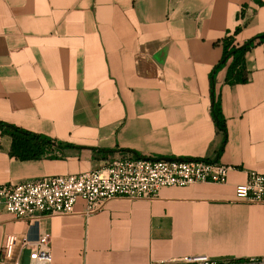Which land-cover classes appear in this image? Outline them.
<instances>
[{"label":"crops","instance_id":"crops-1","mask_svg":"<svg viewBox=\"0 0 264 264\" xmlns=\"http://www.w3.org/2000/svg\"><path fill=\"white\" fill-rule=\"evenodd\" d=\"M238 27V44L264 33V0H0V121L73 146L22 161L0 131V186L118 155L233 166L226 184L164 187L93 214L79 200L33 224L0 204L3 264L29 262L23 242L43 234L52 264L264 257V204L236 195L249 171L264 174V43L246 55L247 83L216 74L226 132L212 113L213 71Z\"/></svg>","mask_w":264,"mask_h":264},{"label":"built area","instance_id":"built-area-1","mask_svg":"<svg viewBox=\"0 0 264 264\" xmlns=\"http://www.w3.org/2000/svg\"><path fill=\"white\" fill-rule=\"evenodd\" d=\"M233 166L208 159H159L118 155L101 167L80 173L46 176L18 184L0 186V204L19 220L41 222L46 217L66 216L77 212L79 200L86 202L85 214L104 210L117 198L154 199L164 187L193 184H226ZM237 201L264 204V174L248 172L245 183L236 188ZM23 249H29V262L15 264H52L53 253L48 234L32 241L26 238ZM3 251L0 264H3ZM264 264V257L241 261L232 258L189 256L179 260L151 264Z\"/></svg>","mask_w":264,"mask_h":264},{"label":"trees","instance_id":"trees-1","mask_svg":"<svg viewBox=\"0 0 264 264\" xmlns=\"http://www.w3.org/2000/svg\"><path fill=\"white\" fill-rule=\"evenodd\" d=\"M241 31L238 27L234 34L223 40L224 55L220 63L214 68L212 75L213 82V106L212 113L217 126L226 132V119L223 114L222 105L216 96L215 77L219 70L227 67V82L231 85L247 83L248 70L246 66L247 53L258 43H264L260 34L244 44H238L235 36ZM0 131L12 137L11 155L19 160H38L46 156L49 150L54 147H73L70 144L58 142L49 136L39 134L20 126L0 121ZM222 147L221 152L223 151Z\"/></svg>","mask_w":264,"mask_h":264},{"label":"water","instance_id":"water-1","mask_svg":"<svg viewBox=\"0 0 264 264\" xmlns=\"http://www.w3.org/2000/svg\"><path fill=\"white\" fill-rule=\"evenodd\" d=\"M261 39H264V34L261 36ZM167 160H172L173 158H166ZM178 159H183V158H178Z\"/></svg>","mask_w":264,"mask_h":264}]
</instances>
